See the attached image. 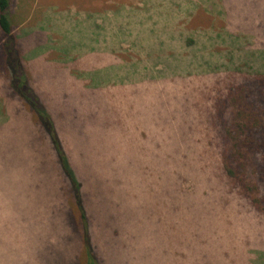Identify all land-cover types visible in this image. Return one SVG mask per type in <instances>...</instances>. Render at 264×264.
<instances>
[{
    "label": "rangeland",
    "instance_id": "1",
    "mask_svg": "<svg viewBox=\"0 0 264 264\" xmlns=\"http://www.w3.org/2000/svg\"><path fill=\"white\" fill-rule=\"evenodd\" d=\"M8 18L50 121L0 32V264H80L69 177L101 264H264V210L213 135L264 73V0H8Z\"/></svg>",
    "mask_w": 264,
    "mask_h": 264
},
{
    "label": "trees",
    "instance_id": "2",
    "mask_svg": "<svg viewBox=\"0 0 264 264\" xmlns=\"http://www.w3.org/2000/svg\"><path fill=\"white\" fill-rule=\"evenodd\" d=\"M0 32L3 36L1 47L4 51L7 49L10 52H6L5 56L2 50L4 66L9 72V80L14 93L28 109L33 111L36 119L43 124L45 121L49 122V118L39 108L36 98L32 96L33 91L29 89L27 78L19 70L17 56L13 53L15 37L11 34L8 0H0ZM263 86L264 73L255 74L251 86L248 88L245 85L244 88L241 87L242 94L239 96L226 95L229 98L231 109L228 121L225 123L220 117L214 116L217 126L213 127V135L216 138L219 137L222 143L225 140L228 141V148H226L228 152L221 153L224 157L222 163L225 175L241 195L250 201V205L252 203L259 210H264L260 204L262 201L264 202V107L262 106L264 105V97L259 91ZM236 89L238 92L240 91L238 87ZM46 130L51 137L53 146H57V141L52 134V127L47 126ZM58 156L62 171L66 174L68 169L61 158V151ZM68 182L73 189L72 198L75 203V210L78 212V217L82 223V231L79 233V256L81 255L82 260L80 264H101L88 237V228L85 222L88 211L86 204L80 201L76 193V181L69 177ZM256 192H260V196L263 195V197L258 198Z\"/></svg>",
    "mask_w": 264,
    "mask_h": 264
}]
</instances>
